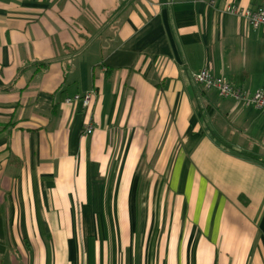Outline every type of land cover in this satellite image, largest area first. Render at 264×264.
<instances>
[{"label": "crops", "instance_id": "crops-1", "mask_svg": "<svg viewBox=\"0 0 264 264\" xmlns=\"http://www.w3.org/2000/svg\"><path fill=\"white\" fill-rule=\"evenodd\" d=\"M263 1L0 0V264H264Z\"/></svg>", "mask_w": 264, "mask_h": 264}, {"label": "built area", "instance_id": "built-area-1", "mask_svg": "<svg viewBox=\"0 0 264 264\" xmlns=\"http://www.w3.org/2000/svg\"><path fill=\"white\" fill-rule=\"evenodd\" d=\"M227 10L246 19L254 28L264 25V1L255 8H241L236 4H231ZM194 80L207 88H216L223 96L233 97L236 100L243 101L246 105L254 106L257 109H264V85L253 93L244 92L240 88L231 84L224 77L219 76L208 68H203L193 74ZM95 90H89L83 93H76L65 98V102H81L87 107L95 96ZM93 124L89 122L86 126V132H93Z\"/></svg>", "mask_w": 264, "mask_h": 264}, {"label": "trees", "instance_id": "trees-1", "mask_svg": "<svg viewBox=\"0 0 264 264\" xmlns=\"http://www.w3.org/2000/svg\"><path fill=\"white\" fill-rule=\"evenodd\" d=\"M247 157H250L251 159H257V156L254 154H246Z\"/></svg>", "mask_w": 264, "mask_h": 264}]
</instances>
